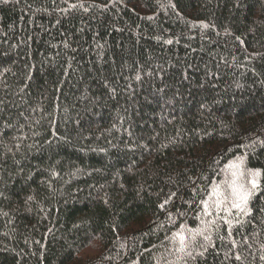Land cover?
<instances>
[{"label": "trees", "instance_id": "1", "mask_svg": "<svg viewBox=\"0 0 264 264\" xmlns=\"http://www.w3.org/2000/svg\"><path fill=\"white\" fill-rule=\"evenodd\" d=\"M0 264H264V0H0Z\"/></svg>", "mask_w": 264, "mask_h": 264}]
</instances>
